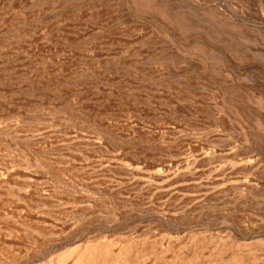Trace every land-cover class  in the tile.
I'll list each match as a JSON object with an SVG mask.
<instances>
[{"label": "rangeland", "instance_id": "374dc122", "mask_svg": "<svg viewBox=\"0 0 264 264\" xmlns=\"http://www.w3.org/2000/svg\"><path fill=\"white\" fill-rule=\"evenodd\" d=\"M0 264H264V0H0Z\"/></svg>", "mask_w": 264, "mask_h": 264}]
</instances>
